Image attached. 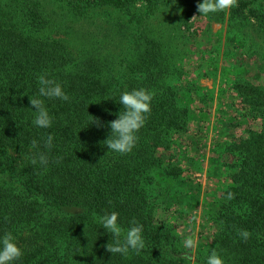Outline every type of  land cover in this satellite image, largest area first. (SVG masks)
<instances>
[{
    "label": "trees",
    "instance_id": "obj_1",
    "mask_svg": "<svg viewBox=\"0 0 264 264\" xmlns=\"http://www.w3.org/2000/svg\"><path fill=\"white\" fill-rule=\"evenodd\" d=\"M199 2L0 0V237L11 233L22 251L12 264L188 261L172 224L157 217L152 192L160 173L185 186L188 200L198 199L200 183L183 175L174 149L194 110L182 53L150 22L170 7L186 17L199 14ZM206 17L241 28L252 52L257 44L264 48V8L256 0H237ZM262 64L264 70V58ZM40 75L60 83L70 98L40 97L52 118L47 129L34 126L29 104L38 96ZM140 88L153 94L151 112L135 147L121 155L103 143L107 124L123 110L120 94ZM231 91L234 111L226 130L237 119L254 123L229 146L236 156L229 163L231 184L206 214L216 230L196 252L195 264H206L212 249L225 264H264V86L237 82ZM48 135L51 148L44 146ZM38 153L47 156L46 165L33 163ZM112 211L125 230L133 219L143 226L139 254L106 251L113 236L96 218ZM242 229L251 233L247 241L239 236Z\"/></svg>",
    "mask_w": 264,
    "mask_h": 264
},
{
    "label": "rangeland",
    "instance_id": "obj_2",
    "mask_svg": "<svg viewBox=\"0 0 264 264\" xmlns=\"http://www.w3.org/2000/svg\"><path fill=\"white\" fill-rule=\"evenodd\" d=\"M256 3L264 8V0ZM135 7L138 9L140 3ZM166 9L150 23L165 35L169 45L182 53L189 103L194 110L188 133L182 134L174 147L175 157L181 160L183 175L195 178L200 187L198 199L190 201L185 186L171 175L157 173L152 204L157 217L169 221L182 242L189 235L197 240L196 248L186 249L185 257L189 259L184 262L195 264L196 252L206 249L216 230L206 214L218 205L231 184L229 163L236 156L229 146L234 139L243 138L244 130L254 123L248 117L237 119L226 130L227 115L234 111L229 109L235 101L231 89L237 82L264 86V48L257 44L258 50L252 52L249 42L243 40L242 29L229 26L226 20L207 19L195 13L186 17L179 7ZM116 15L106 16L115 19ZM193 16L196 19L192 20Z\"/></svg>",
    "mask_w": 264,
    "mask_h": 264
},
{
    "label": "clouds",
    "instance_id": "obj_3",
    "mask_svg": "<svg viewBox=\"0 0 264 264\" xmlns=\"http://www.w3.org/2000/svg\"><path fill=\"white\" fill-rule=\"evenodd\" d=\"M237 6V0H202L196 4V10L199 15L208 16L210 13L228 10ZM197 16H193L192 20ZM38 96L29 99L31 108L35 109L34 119L32 123L38 128L47 129L51 126L52 118L44 105V100L40 97L49 99H60L68 101L70 98L64 92L60 83L54 79H50L47 75L38 76ZM153 94L144 89H133L131 91H123L119 96V104L122 111L116 114V119L108 122L107 127L110 129V134L103 142L107 149L125 155L132 151L135 147L138 136L136 133L144 126L148 114L151 112V101ZM92 118V123L101 126L99 118ZM53 137L47 136L45 147L51 148ZM32 147H37V141L31 142ZM38 162L41 165H46L48 162L47 156L43 153H38L33 159V163ZM234 198V193L229 192L227 199ZM97 222L103 229L110 232L113 236L112 243L105 245L106 251L112 254L119 253L127 255L129 250H134L139 254L145 248V242L142 237L143 226L135 219L130 221V227L126 230L118 223V213L112 211L98 216ZM239 236L247 241L251 233L247 230H240ZM183 246L186 249H194L197 247V240L189 235L183 240ZM22 256L21 249L15 243L11 233H5L0 237V264H12ZM206 264H225L224 260L215 249H212L206 258Z\"/></svg>",
    "mask_w": 264,
    "mask_h": 264
}]
</instances>
